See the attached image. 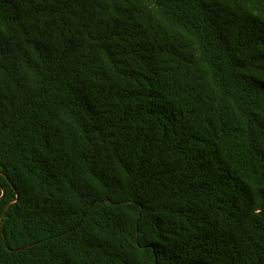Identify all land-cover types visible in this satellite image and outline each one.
Here are the masks:
<instances>
[{"label":"trees","instance_id":"16d2710c","mask_svg":"<svg viewBox=\"0 0 264 264\" xmlns=\"http://www.w3.org/2000/svg\"><path fill=\"white\" fill-rule=\"evenodd\" d=\"M2 188L0 264H264V0H0Z\"/></svg>","mask_w":264,"mask_h":264},{"label":"water","instance_id":"95a60500","mask_svg":"<svg viewBox=\"0 0 264 264\" xmlns=\"http://www.w3.org/2000/svg\"><path fill=\"white\" fill-rule=\"evenodd\" d=\"M2 190H3V193H2V195L0 196V198L1 197H3L4 196V194H5V189L4 188H2ZM17 199V196L15 197V198H13L11 201H10V203L11 202H13V201H15ZM6 213V211H4V214ZM4 217V215H2V218ZM3 220V219H2Z\"/></svg>","mask_w":264,"mask_h":264}]
</instances>
